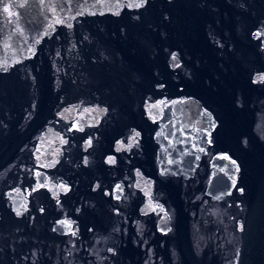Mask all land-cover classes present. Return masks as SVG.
Listing matches in <instances>:
<instances>
[{
    "label": "water",
    "instance_id": "1",
    "mask_svg": "<svg viewBox=\"0 0 264 264\" xmlns=\"http://www.w3.org/2000/svg\"><path fill=\"white\" fill-rule=\"evenodd\" d=\"M261 77L264 0H0V264H264Z\"/></svg>",
    "mask_w": 264,
    "mask_h": 264
},
{
    "label": "snow or ice",
    "instance_id": "2",
    "mask_svg": "<svg viewBox=\"0 0 264 264\" xmlns=\"http://www.w3.org/2000/svg\"><path fill=\"white\" fill-rule=\"evenodd\" d=\"M143 2L146 4L147 3V0H143ZM139 6V5H138ZM261 79H264V77H261ZM109 162H113L111 159L109 160ZM241 191H243V189H241ZM61 223H65L64 221H61Z\"/></svg>",
    "mask_w": 264,
    "mask_h": 264
}]
</instances>
